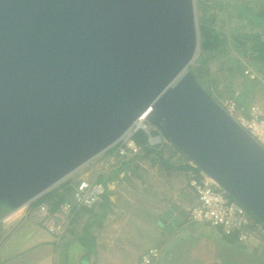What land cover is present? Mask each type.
Instances as JSON below:
<instances>
[{
  "label": "water",
  "instance_id": "water-1",
  "mask_svg": "<svg viewBox=\"0 0 264 264\" xmlns=\"http://www.w3.org/2000/svg\"><path fill=\"white\" fill-rule=\"evenodd\" d=\"M198 43L194 0H0V205L36 200L144 115L264 225V149L188 71Z\"/></svg>",
  "mask_w": 264,
  "mask_h": 264
},
{
  "label": "crops",
  "instance_id": "crops-1",
  "mask_svg": "<svg viewBox=\"0 0 264 264\" xmlns=\"http://www.w3.org/2000/svg\"><path fill=\"white\" fill-rule=\"evenodd\" d=\"M165 149L162 157L168 159L173 169L167 172L159 167V177L157 171V177L148 182L154 184L149 189L143 188L145 184L142 181H146V176L141 171L142 180H137L142 184L140 188L147 190H121L120 183H130L128 171H121L114 179L108 180L118 162L109 173H102V170L99 173L105 179L102 183L108 185L105 205L102 199L94 208L74 214L69 226L58 238L45 232L27 216L23 218L24 208L16 218L8 217L11 210L0 208V264H134L140 253L148 248H145L146 240L151 239L153 234L158 237L164 233L163 227H157L152 220L157 217L158 221L159 215L170 205L177 206L171 218L180 217L179 224L182 223L183 227L193 223L188 221L184 224L187 209L195 201L192 190L186 185L189 171L184 168V163L187 161L172 146ZM95 164L96 171L101 170ZM146 165L150 167L147 162ZM98 175L95 173L93 179ZM60 185L48 192L56 193ZM53 198L44 202L50 209H55L51 205ZM147 201H150L151 210L147 209ZM180 211L184 212V216L179 214ZM143 213L149 216L150 222L143 215L139 216ZM178 228H168L165 233H174ZM148 231L150 234H147Z\"/></svg>",
  "mask_w": 264,
  "mask_h": 264
},
{
  "label": "built area",
  "instance_id": "built-area-1",
  "mask_svg": "<svg viewBox=\"0 0 264 264\" xmlns=\"http://www.w3.org/2000/svg\"><path fill=\"white\" fill-rule=\"evenodd\" d=\"M243 74L251 79L257 77L249 69H245ZM212 98L239 127L264 149V106L254 103L241 104L237 99V93L229 96L212 94ZM137 133H142L145 136L144 146L148 148L169 147L172 144L145 121L144 115H141L114 143L91 161L97 163L102 170L116 164L119 160H134L143 169H148L146 161L141 159L142 148L134 140ZM186 164L192 169L197 168L190 160ZM99 173L100 170L96 171V175ZM66 180H62L56 186ZM186 185L192 190L195 199L187 209L189 222L204 223L217 228L220 235L234 236L237 243L254 240L259 243V246L264 247V225L230 198L205 174L201 171H198L197 174L189 171ZM107 188V184L97 182L95 179L80 178L74 183L69 199L59 204L56 209H50L46 203L32 207L37 198L25 206L11 210L8 217H18L21 209L24 208L23 218L27 216L45 232L58 238L69 226L74 214L83 209H92L101 203ZM160 255L159 249L148 247L140 253L134 264H160Z\"/></svg>",
  "mask_w": 264,
  "mask_h": 264
},
{
  "label": "rangeland",
  "instance_id": "rangeland-1",
  "mask_svg": "<svg viewBox=\"0 0 264 264\" xmlns=\"http://www.w3.org/2000/svg\"><path fill=\"white\" fill-rule=\"evenodd\" d=\"M264 0H194L195 20L198 32L199 41V22L201 19H211L214 24V28L230 35L232 32H255L260 34L261 39L264 40V31L252 28L246 24L241 17L238 16L240 6L247 5L252 9H257L259 4ZM232 40L227 41V46L223 53L211 54L209 58L200 55L199 43L191 63L188 66V71H191L193 67L198 69H207L208 75L205 77L197 74L195 79L199 86L206 91L209 95L215 94L217 96H229L237 93V99L241 104H259L264 106V65L262 69L258 70L254 64L250 63V59L247 56H243L239 49L233 47ZM238 60L244 69H249L252 74H255L253 79L246 77L242 78L236 75L238 71L233 72L230 75L226 71L228 61ZM206 61V63H205ZM200 74H205L201 72ZM166 153V149H164ZM95 162L89 161L75 172L70 174L67 180L73 184L80 178L91 180L95 177ZM140 166V165H139ZM116 167V164L109 166L107 169L100 170V173H106L111 171V168ZM151 167V166H150ZM140 169L137 170L136 175L132 176L128 182L120 183L118 186L121 190L126 192L144 191L154 186L153 183H148L153 178L159 177L158 168ZM142 174L146 176L145 187L138 182L137 178L141 179ZM158 171V173H157ZM157 173V175H156ZM134 181H132V180ZM121 181V180H120ZM122 182V181H121ZM147 201V209H150V204ZM4 209L3 207H0ZM7 210V209H6ZM151 210V209H150ZM143 215L145 219L149 216ZM156 219H153V223L156 225ZM188 222V221H187ZM220 231L217 228L210 227L209 225L201 224H189L181 226L174 231V233H162L158 237L153 234L151 239L146 240V247H155L160 251V264H264V247L259 246L254 240H250L246 243L231 242L228 238L222 237L219 234ZM147 234H150L148 231ZM260 258H259V257Z\"/></svg>",
  "mask_w": 264,
  "mask_h": 264
},
{
  "label": "trees",
  "instance_id": "trees-1",
  "mask_svg": "<svg viewBox=\"0 0 264 264\" xmlns=\"http://www.w3.org/2000/svg\"><path fill=\"white\" fill-rule=\"evenodd\" d=\"M239 9V14L238 16L242 18L243 21H245L246 24L250 25L252 28H255L257 30H263L264 31V4L260 3L259 7L257 9H252L251 7L247 6L246 4L243 6H240ZM213 20L211 19H201V22H199V52L200 55H203L206 58H209L210 55L212 54H219L223 53L224 49L227 46V41L232 40L233 42V47L236 49H239L243 56H247L250 59V63L254 64L255 67H258V70L262 69L261 67L264 65V40L261 39L260 34L255 33V32H237L234 31L230 35L227 33H224L220 31L217 28H214V24L212 23ZM206 63V61H205ZM227 64H232V66H228L226 68V71L230 75L233 72L238 71L236 75L243 76L242 71H244V66L240 64L238 60H231L228 61ZM205 72V74H200L201 72ZM194 77L199 74L201 77H205L208 75L207 69H198L193 67L192 70L190 71ZM197 73V74H195ZM242 77V78H243ZM135 142L142 148V156L141 159L145 160L151 167H156V168H161L164 171L169 172L173 167L170 165L168 159H164L162 157V153L164 154L165 152V147L162 148H148L145 145V136L142 133H137L134 136ZM171 146L178 151L185 159H187L179 150H177L172 144ZM118 162V167L111 172L110 175H108V180L114 179L119 172L121 171H128L129 175L132 176H137L136 171L142 170L140 169V166L134 162V160H119ZM116 162V165H117ZM184 168L187 169L188 171H192L194 173H198L197 168H190L186 163H184ZM110 172V171H109ZM107 172V173H109ZM138 177V176H137ZM95 180L97 182H104L105 179L103 178V174H99ZM74 183L72 184L69 180H66L63 182L60 186L56 193H49L47 192L46 194H43L40 196L33 204L32 207L37 206L40 203H44L48 201L51 197L53 198V203L51 204L53 208H57L59 204H61L63 201L69 199L71 192H72V187ZM107 194L104 193L102 199L105 201L103 205H105L107 201ZM0 207H3L5 210H9L7 207L4 205H0ZM52 209V208H51ZM54 210V209H52ZM161 218V215H159ZM158 217V220L160 219ZM188 219L185 217L184 218V224L187 223ZM158 224V221H156V225ZM176 226H182V223H178ZM158 227V226H157ZM211 227V226H210ZM167 232V230L163 231ZM220 234V233H219ZM224 237V236H222ZM228 238L231 242L235 241L234 236L226 237ZM236 242V241H235ZM259 257V256H258ZM260 258V257H259Z\"/></svg>",
  "mask_w": 264,
  "mask_h": 264
}]
</instances>
